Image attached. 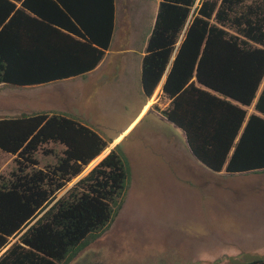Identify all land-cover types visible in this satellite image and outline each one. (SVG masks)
Returning <instances> with one entry per match:
<instances>
[{
    "label": "trees",
    "instance_id": "trees-1",
    "mask_svg": "<svg viewBox=\"0 0 264 264\" xmlns=\"http://www.w3.org/2000/svg\"><path fill=\"white\" fill-rule=\"evenodd\" d=\"M212 19L264 44V0H160L142 61L143 91L152 95L167 73L163 90L172 101L163 113L185 132L192 154L213 171L257 172L264 169V47ZM115 27L116 0H0V83L35 86L87 73L109 49ZM240 104H254L260 115L248 117ZM2 117L1 149L30 154L47 141L65 149L53 167L0 181V253L27 228L0 264H69L123 207L129 160L116 145L46 209L107 140L68 112ZM245 264H264V258Z\"/></svg>",
    "mask_w": 264,
    "mask_h": 264
},
{
    "label": "rangeland",
    "instance_id": "rangeland-1",
    "mask_svg": "<svg viewBox=\"0 0 264 264\" xmlns=\"http://www.w3.org/2000/svg\"><path fill=\"white\" fill-rule=\"evenodd\" d=\"M159 2L116 0L112 43L88 77L36 86L0 84L3 119L68 112L107 140L101 158L91 164L98 155L85 165L46 209L116 145H121L129 160L130 187L123 207L109 229L69 264H245L264 258V169L230 173L225 168L213 171L200 162L192 154L185 132L163 113L172 101L163 90L167 73L152 95L144 94L142 61ZM211 21L240 40L264 47L244 38L231 25ZM193 81L203 87L195 77ZM241 106L248 117L260 115L253 104ZM45 149L52 150L45 153ZM64 149L62 143L43 142L30 153V161L25 149L12 153L0 148V181L13 172L53 167ZM26 229L12 236L5 248L21 243Z\"/></svg>",
    "mask_w": 264,
    "mask_h": 264
},
{
    "label": "crops",
    "instance_id": "crops-1",
    "mask_svg": "<svg viewBox=\"0 0 264 264\" xmlns=\"http://www.w3.org/2000/svg\"><path fill=\"white\" fill-rule=\"evenodd\" d=\"M107 52V51H106ZM106 52H105V54H106ZM105 56V55H104ZM104 58V57H103ZM103 58H102V60H103ZM101 60V61H102ZM100 61V62H101ZM100 62H99V64H100ZM96 68V67H95ZM94 68V69H95ZM94 69H92V70H90V71H88L87 73H84V74H80V75H76V76H72V77H69V78H65V79H61V80H57V81H54V82H51V83H55V82H61V81H63V80H68V79H73V78H77V77H84V78H86V77H88L90 74L89 73H91V72H93L94 71ZM51 83H46V84H41V85H47V84H51ZM0 84H5V85H9V86H13V85H11V84H7V83H0ZM36 86V85H35ZM20 87H22V86H20ZM254 105V104H253ZM255 108V107H254Z\"/></svg>",
    "mask_w": 264,
    "mask_h": 264
},
{
    "label": "bare ground",
    "instance_id": "bare-ground-1",
    "mask_svg": "<svg viewBox=\"0 0 264 264\" xmlns=\"http://www.w3.org/2000/svg\"><path fill=\"white\" fill-rule=\"evenodd\" d=\"M148 106H149V105H148ZM103 154H104V153H103ZM103 154H102V155H103ZM102 155H99V157H97V159H94V161H93L91 164H93L95 161H98V160L101 158ZM104 156H105V155H104ZM91 164H90V165H91ZM90 165H89V166H90Z\"/></svg>",
    "mask_w": 264,
    "mask_h": 264
},
{
    "label": "water",
    "instance_id": "water-1",
    "mask_svg": "<svg viewBox=\"0 0 264 264\" xmlns=\"http://www.w3.org/2000/svg\"><path fill=\"white\" fill-rule=\"evenodd\" d=\"M7 248H5V250H6ZM5 250H3V252L5 251ZM2 253V252H1Z\"/></svg>",
    "mask_w": 264,
    "mask_h": 264
}]
</instances>
